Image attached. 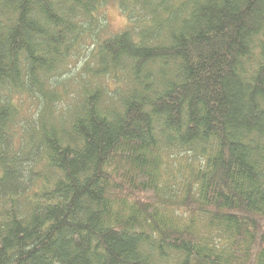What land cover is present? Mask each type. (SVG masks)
Segmentation results:
<instances>
[{
    "label": "trees",
    "instance_id": "trees-1",
    "mask_svg": "<svg viewBox=\"0 0 264 264\" xmlns=\"http://www.w3.org/2000/svg\"><path fill=\"white\" fill-rule=\"evenodd\" d=\"M0 264H264V0H0Z\"/></svg>",
    "mask_w": 264,
    "mask_h": 264
},
{
    "label": "rangeland",
    "instance_id": "rangeland-1",
    "mask_svg": "<svg viewBox=\"0 0 264 264\" xmlns=\"http://www.w3.org/2000/svg\"><path fill=\"white\" fill-rule=\"evenodd\" d=\"M107 6L106 21L104 23L106 24L107 32L114 33L123 27L125 19L114 2H108Z\"/></svg>",
    "mask_w": 264,
    "mask_h": 264
}]
</instances>
